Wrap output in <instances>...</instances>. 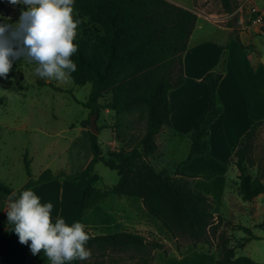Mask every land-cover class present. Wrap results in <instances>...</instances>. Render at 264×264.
I'll list each match as a JSON object with an SVG mask.
<instances>
[{"label":"trees","instance_id":"16d2710c","mask_svg":"<svg viewBox=\"0 0 264 264\" xmlns=\"http://www.w3.org/2000/svg\"><path fill=\"white\" fill-rule=\"evenodd\" d=\"M4 1L0 0V7H7ZM220 1L226 13H233L239 6V0ZM73 17L79 22L74 41L79 47L72 56L77 70L69 77L78 85L91 83V95L84 102L90 116L95 115L98 120L103 110L114 112L115 134L122 147L104 155L99 135L91 131V120L80 121L81 127L89 129L92 158L88 164L75 173L46 168L36 178L27 164L28 180L22 188L31 189L60 178L75 186L92 178L96 165L102 161L116 170L119 178L104 188L88 186L79 206L80 217H86L93 206L112 194L137 198L176 240L185 238L193 246L206 243L211 249L223 218L213 212L211 196L182 178L196 176L180 172L179 167L195 156L205 158L210 149V125L223 112L218 84L224 76L226 51L219 68L205 75L210 86V110L203 122L187 134L174 133L187 137L190 148L172 173L171 168L156 167L151 158L159 148L157 136L164 129H172L168 92L184 82L183 55L196 26V13L170 0H75ZM261 123H253L232 158L243 200L264 194V181L249 171L254 165L250 147ZM107 127L105 124L98 129ZM137 129L141 130L140 135L135 132ZM0 191L6 196L14 192L1 181ZM241 228L248 233L245 240L262 239L249 227ZM85 230L89 236L86 248L95 259L74 260L71 264H107L110 253L126 254L130 260L126 264H153L156 250L168 256L165 244L138 231L123 229L109 234L93 233L92 228ZM13 233L7 225L0 235V255L10 256L12 264H27L29 247L20 253L7 251ZM182 247L178 243V248ZM111 264H120V260ZM215 264L264 263L249 256L236 257L233 249L226 246Z\"/></svg>","mask_w":264,"mask_h":264},{"label":"rangeland","instance_id":"374dc122","mask_svg":"<svg viewBox=\"0 0 264 264\" xmlns=\"http://www.w3.org/2000/svg\"><path fill=\"white\" fill-rule=\"evenodd\" d=\"M170 1L189 8L197 15L196 26L190 36L189 45L195 40L216 39L228 47L227 41L232 35L248 30L249 25H256L252 23L254 16L247 9L239 10L238 6L233 13H226L220 0ZM243 1L239 0V4ZM4 2L7 7H0V18L8 20L9 23H15L22 6L9 4L7 0ZM254 3L259 7L264 6V0H254ZM256 31L264 33V28L260 31L256 25ZM239 42V48L246 49L240 40ZM253 43L254 45L244 50L245 54L254 59L257 52L264 56V34L253 35ZM225 56L227 61V52ZM34 67L35 64L27 60H15L7 76L0 77V181L14 191L22 188L28 180L27 164L34 178L46 168L56 170L59 167H65V171L69 172L67 166L69 158L66 150L73 146L71 142L73 138L78 143L75 144V153L81 156L85 154L77 137L78 128L81 126L80 121L95 119L98 126L105 124L109 126L103 128L99 136L104 155H107L110 150H118L122 147V143L116 137L114 139L116 143L109 145L107 142L113 139L110 127H114V112L111 110L107 112L108 109L103 110L97 120L95 115L90 116V110L84 106V102L89 99L92 92L91 83L78 85L70 77L64 81L42 79L35 75ZM227 71L226 64L224 74ZM135 132L140 135L141 130L137 129ZM157 141L161 146V152L167 153L165 155L169 161L167 167L171 165L174 158H180L189 151L185 139L174 137L169 131H161ZM168 145L173 149H169ZM250 148V160L254 162V165L249 171L253 177L259 176L264 181V121L258 127ZM153 163L159 165V159L153 160ZM171 169L173 173L174 169ZM234 169L235 172L230 170L224 181H220L217 177L209 184V187L202 183L199 184L200 187L211 192L212 195L209 196L214 201L212 210L223 218L219 233L212 240L211 249L201 244L193 246L182 237L176 240L162 225L153 229L154 226L151 224L153 228L145 229L144 235L149 236L148 239L158 240L165 244L168 250V256L163 251L158 252L157 255L162 253V257L158 256L157 260L158 250H156L153 264H215V260L226 246L233 249L236 257L249 256L259 263H264V194L257 199L243 200L237 185L236 172L238 174V171L236 167ZM118 178L119 173L116 170L110 169L100 161L96 165L92 178L88 181L79 182L75 186L68 182L70 189L67 190L65 216L67 223L81 222L82 217L79 215V210L75 211L76 204H74L80 193L83 196L88 186L104 188L113 185ZM207 181L204 179V182ZM0 198H2L0 200V233L2 234L8 225L7 217L2 213L7 196L0 191ZM110 198L104 204L108 209L113 204L123 205L122 203L128 197L112 194ZM148 216L151 221L156 220L151 215ZM241 226L249 227L255 235L262 239L245 240L248 233ZM92 232L101 233L102 230L97 231L92 228ZM16 237L15 242L19 244L18 236ZM178 243L183 247L189 244L181 258L178 255L182 253L183 248H178ZM36 256L38 257V254ZM126 256V254L110 253L106 257V263L111 264L119 259L120 264H126L130 261ZM94 259V253L90 251L87 260L93 261Z\"/></svg>","mask_w":264,"mask_h":264},{"label":"crops","instance_id":"0c3cea01","mask_svg":"<svg viewBox=\"0 0 264 264\" xmlns=\"http://www.w3.org/2000/svg\"><path fill=\"white\" fill-rule=\"evenodd\" d=\"M258 34L264 33L257 32L255 25L248 26V30L242 31L238 35H232L228 39V47L216 39L191 41L183 55L184 82L182 85L168 92L172 129H164L162 131H169L174 137L185 139L188 148H190V141L187 137H179L174 133L187 134L203 122L205 115L210 110V86L205 80V75L209 71L219 68L224 52H227L226 64L228 71L218 84V96L223 106V112L210 125V149L205 158L202 159L195 156L189 162L179 167L180 172L195 175L196 177L184 176L182 178L188 180L192 187L201 190L207 195L212 194L200 187L199 184L202 183L209 187V184L217 177L220 178V181H224L230 170L235 172L234 167L236 165L232 158L238 149L237 147L240 145L242 137L252 127L254 122L264 121V56L260 52H257V56L254 59L245 54L248 47L254 45L253 35ZM239 40L246 47L244 49L245 51L239 48ZM110 129L113 139L107 141L109 145L116 143V140H114L116 137L115 128L110 127ZM100 134L101 131L98 135L100 136ZM77 137L85 154L81 156L79 153H75V146L78 143L73 138L71 142L74 147H69L66 150L69 158V164L67 166L70 173L82 170L92 158L89 130L80 126L77 131ZM110 147L112 148V146ZM168 147L169 149H173L170 145ZM161 151V146H159L157 153L151 158L152 163L153 160L159 159V165H156L159 169L167 167L169 164L167 157H165L167 153L164 151L162 153ZM186 155L177 159L174 158L171 165L167 168H176L178 163ZM61 170H66V168L59 167L53 171L59 172ZM206 176H209L210 179H207ZM204 179L208 181L204 182ZM69 185L68 181L60 178L34 186L31 189L41 198L42 203H52L53 218L57 216L63 217L67 222L65 216L67 190L70 189ZM261 195L253 199H257ZM82 197L81 193L77 196L74 202L76 204L75 211L80 210L79 206ZM109 199H111L110 196L101 203L93 206L86 217L81 218V222L85 225V228H96L97 231L102 230V233L109 234L123 229L145 234L143 232L145 229H151L153 226V229H155V227L162 225L158 220H155L157 222L150 220L148 216L150 214L145 209L141 199L128 197L122 203L123 205L113 204L108 209L104 204ZM6 204L4 205L6 206ZM2 213L6 216L5 211H2ZM11 236L12 238L7 246L9 253H20L28 248L26 244H17L15 242L17 239L15 233ZM200 244L206 245L209 249L208 244ZM186 247H182L183 251L178 255L179 258L184 255ZM160 251L158 250L156 252V260L157 258L159 259L158 256L160 258L162 257V253L157 255ZM0 264H12V258L10 256L0 255ZM27 264H48V260L43 254H38L37 257L29 251Z\"/></svg>","mask_w":264,"mask_h":264},{"label":"clouds","instance_id":"9594fccd","mask_svg":"<svg viewBox=\"0 0 264 264\" xmlns=\"http://www.w3.org/2000/svg\"><path fill=\"white\" fill-rule=\"evenodd\" d=\"M21 5L15 23L0 18V77H6L15 60L34 63L35 75L42 79L64 81L77 70L72 56L78 50V21L73 17L75 0H8ZM51 202L30 188L7 196V224L21 244L33 255L43 254L48 264H71L90 255L89 236L79 221L67 223L52 216Z\"/></svg>","mask_w":264,"mask_h":264},{"label":"built area","instance_id":"2783aa9c","mask_svg":"<svg viewBox=\"0 0 264 264\" xmlns=\"http://www.w3.org/2000/svg\"><path fill=\"white\" fill-rule=\"evenodd\" d=\"M243 9H247V11L252 16H254L252 23L256 24L259 27V30L262 31L264 28V6L263 7L257 6L254 3V0H244L241 4H239V10H243Z\"/></svg>","mask_w":264,"mask_h":264},{"label":"water","instance_id":"95a60500","mask_svg":"<svg viewBox=\"0 0 264 264\" xmlns=\"http://www.w3.org/2000/svg\"><path fill=\"white\" fill-rule=\"evenodd\" d=\"M91 131L95 134H99V129H98V125L95 119L91 120Z\"/></svg>","mask_w":264,"mask_h":264}]
</instances>
